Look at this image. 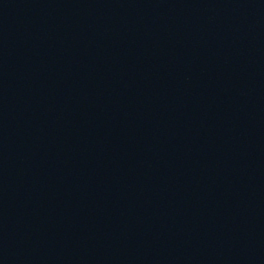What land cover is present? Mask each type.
<instances>
[{
  "label": "water",
  "instance_id": "water-1",
  "mask_svg": "<svg viewBox=\"0 0 264 264\" xmlns=\"http://www.w3.org/2000/svg\"><path fill=\"white\" fill-rule=\"evenodd\" d=\"M0 264H264V0H0Z\"/></svg>",
  "mask_w": 264,
  "mask_h": 264
}]
</instances>
